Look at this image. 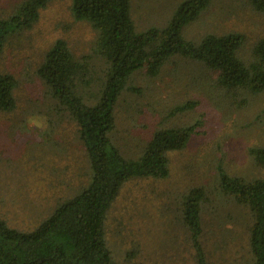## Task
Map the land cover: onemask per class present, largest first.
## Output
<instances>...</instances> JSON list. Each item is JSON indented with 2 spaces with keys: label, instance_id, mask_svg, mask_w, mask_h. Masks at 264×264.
Returning a JSON list of instances; mask_svg holds the SVG:
<instances>
[{
  "label": "rangeland",
  "instance_id": "obj_1",
  "mask_svg": "<svg viewBox=\"0 0 264 264\" xmlns=\"http://www.w3.org/2000/svg\"><path fill=\"white\" fill-rule=\"evenodd\" d=\"M20 1L0 0V17ZM179 1L130 0L131 16L138 29L160 27ZM229 31L245 34L248 54L264 38V11L253 9L247 0H212L184 29L186 37L197 41L208 33ZM57 39L65 41L74 57L92 53L96 30L73 17L71 0L50 1L33 25L13 35L0 52V71L17 81L15 107L0 110V217L22 229L35 225L88 179L76 122L36 73ZM92 57L93 80L99 81L104 63ZM216 75L200 61L173 56L157 76H147L145 69L133 73L118 97L112 140L123 154L138 156L162 127L202 120L204 128L183 148L168 153L167 177L132 178L121 186L104 223L119 264H195L179 202L189 189L200 186L208 197L202 206V242L209 263L249 262L252 219L244 205L218 192V168L249 179L262 175L249 150L264 145V126L255 120L264 108V90L237 103V94L215 86ZM188 100L197 105L171 112Z\"/></svg>",
  "mask_w": 264,
  "mask_h": 264
},
{
  "label": "trees",
  "instance_id": "obj_2",
  "mask_svg": "<svg viewBox=\"0 0 264 264\" xmlns=\"http://www.w3.org/2000/svg\"><path fill=\"white\" fill-rule=\"evenodd\" d=\"M50 1L21 0L0 17V52L13 35L33 25ZM211 1L180 0L164 25L138 29L131 16L130 0H71L73 17L88 21L96 30L92 53L74 57L65 41L57 39L36 73L56 104L76 122L88 160V179L30 228H19L0 217V264H119L108 246L104 223L121 186L132 178L167 177L168 153L183 148L193 134L204 133L202 120L162 127L152 133L138 156L123 154L112 140L114 107L136 71L145 69L147 76L154 77L170 58L181 56L216 70L215 86L237 94V103H245L248 94L264 90V38L245 54L246 37L240 31L208 33L198 41L185 36V27ZM247 1L253 9L264 11V0ZM92 56L104 63V76L99 81L93 80ZM16 85L12 74L0 71V110L15 107ZM196 105L197 101H184L171 112ZM255 120L264 126V108ZM249 152L262 175L249 179L219 167L218 192L248 210L252 222L247 236V264H264V145ZM207 198L200 186L189 189L179 202L195 264H210L202 242V206Z\"/></svg>",
  "mask_w": 264,
  "mask_h": 264
}]
</instances>
